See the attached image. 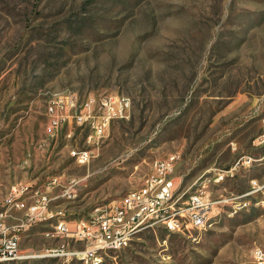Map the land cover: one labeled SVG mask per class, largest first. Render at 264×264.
Masks as SVG:
<instances>
[{"label":"rangeland","instance_id":"rangeland-1","mask_svg":"<svg viewBox=\"0 0 264 264\" xmlns=\"http://www.w3.org/2000/svg\"><path fill=\"white\" fill-rule=\"evenodd\" d=\"M105 95L129 98L131 109L102 139L75 124L51 136V102ZM262 133L264 0H0V211L28 184L49 193L51 210H65L68 221L88 220L169 155L180 157L172 176L180 191L242 156L255 160L208 185L212 200L229 201L208 228H143L98 264H253L264 207L232 200L264 180V145L254 146ZM73 150H88L89 162L80 165ZM23 215L14 210L10 221ZM52 232L48 222L29 227L19 256L0 264H86L51 254L84 248Z\"/></svg>","mask_w":264,"mask_h":264},{"label":"built area","instance_id":"built-area-1","mask_svg":"<svg viewBox=\"0 0 264 264\" xmlns=\"http://www.w3.org/2000/svg\"><path fill=\"white\" fill-rule=\"evenodd\" d=\"M59 109L58 117H50V110ZM131 109V101L119 95H105L100 98L88 97L80 100L75 96L62 97L51 102L47 108L49 124L55 134L73 123L80 127L95 130L99 139L114 120L126 119ZM264 145V133L254 140V146ZM72 157L85 165L91 158L88 150H74ZM180 157L172 154L156 162L153 175L144 184L129 191L119 201L111 204L92 219L68 221L65 210H51L53 197L35 191L31 185L13 188L6 198L4 209L0 211V260L19 256L20 237L25 228L37 223H52L53 238H66L70 242L83 245V249H70L62 245L50 253L59 257H71L93 264L102 261L108 251H119L130 247L136 238H129V231L142 226L158 227L160 230H173V234H190L200 231L202 215H215L209 211V204H228V200H212L210 194H204V185L199 179L191 187L180 191V183L165 182L166 174H175ZM255 160L252 157L238 158L230 169L210 171L201 177L207 182H224L242 169L251 168ZM64 197H71V191H64ZM239 209L249 208L257 202H264V180L252 179L250 189L236 197ZM23 213L22 219L10 221L12 211ZM113 223L124 224V231H112ZM70 245V244H69ZM253 264H264V246L258 247V255Z\"/></svg>","mask_w":264,"mask_h":264},{"label":"bare ground","instance_id":"bare-ground-1","mask_svg":"<svg viewBox=\"0 0 264 264\" xmlns=\"http://www.w3.org/2000/svg\"><path fill=\"white\" fill-rule=\"evenodd\" d=\"M59 116V109H52L50 110V117H58ZM173 174H166L165 175V182H175L172 179ZM216 182V181H214ZM212 183V181L207 182V178H205L204 180L199 181V185H204V194H209L208 192V185H210ZM259 205H262L264 207V202H259ZM257 205V204H256ZM217 207V204H209V211H214L215 208ZM212 218L213 215H202V221L200 222V230L202 229H206L209 226H211L212 224ZM34 226V225H32ZM32 226H28L27 228H25V231L28 230L29 227ZM143 228H149V226H142L138 228V231H141ZM158 227H151V229H155ZM112 231H124V224L121 223H113L112 224ZM168 233H173V230H166ZM136 231H129V238H133L135 235ZM258 255V247L255 248L254 250V254H253V263H255V259ZM18 256H11V257H7L4 260H0V261H10V260H14L15 258H17ZM93 264H98V262H95Z\"/></svg>","mask_w":264,"mask_h":264},{"label":"crops","instance_id":"crops-1","mask_svg":"<svg viewBox=\"0 0 264 264\" xmlns=\"http://www.w3.org/2000/svg\"><path fill=\"white\" fill-rule=\"evenodd\" d=\"M70 125H73V123H70L69 125H67V126H70ZM48 130H49V132H50V134H51V136L52 137H55L57 134H55L54 133V131L51 129V127H50V124H49V118H48ZM58 136V135H57ZM74 151V150H73ZM209 172V171H208ZM201 177V176H200ZM199 177V178H200ZM198 178V179H199ZM197 179V180H198ZM175 180L177 181V183H180V182H182L181 181V179L180 178H178V176H175ZM197 180L194 182V183H192V185H194L196 182H197ZM23 184H21V185H18V186H16V187H14V188H18V187H20V186H22ZM25 185H28V184H25ZM46 195H49V193H45ZM52 194H54V193H52Z\"/></svg>","mask_w":264,"mask_h":264}]
</instances>
